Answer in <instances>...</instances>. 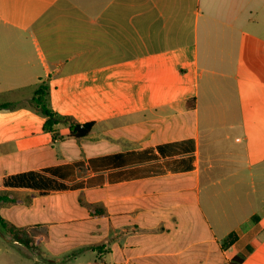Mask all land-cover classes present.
Instances as JSON below:
<instances>
[{
	"label": "crops",
	"instance_id": "1",
	"mask_svg": "<svg viewBox=\"0 0 264 264\" xmlns=\"http://www.w3.org/2000/svg\"><path fill=\"white\" fill-rule=\"evenodd\" d=\"M2 105L0 264H264V0H0Z\"/></svg>",
	"mask_w": 264,
	"mask_h": 264
},
{
	"label": "trees",
	"instance_id": "2",
	"mask_svg": "<svg viewBox=\"0 0 264 264\" xmlns=\"http://www.w3.org/2000/svg\"><path fill=\"white\" fill-rule=\"evenodd\" d=\"M50 88L46 84H42L37 90L36 94L32 99V104L37 111L43 114L46 117V122L44 125V130L46 132H55L56 127L61 122L71 121L70 118L61 117L57 113H55L50 106ZM189 109L194 110L195 108V100H191L187 103ZM6 106L2 105L0 108H5ZM94 123H86V124H71V136L77 139L87 137L93 130ZM33 196L24 197V198H16L11 195L0 193V202H13L18 205H28L31 204ZM0 225L6 229L11 237L18 241L19 243L34 248L39 245V241L32 238L25 228L9 226L4 222V220L0 217ZM236 241L235 236H231L228 240V244H232ZM243 261V257H239L235 260V264H239Z\"/></svg>",
	"mask_w": 264,
	"mask_h": 264
},
{
	"label": "rangeland",
	"instance_id": "3",
	"mask_svg": "<svg viewBox=\"0 0 264 264\" xmlns=\"http://www.w3.org/2000/svg\"><path fill=\"white\" fill-rule=\"evenodd\" d=\"M141 120V117L137 118V122ZM126 125V124H125ZM119 127V125H118ZM123 127V126H122ZM127 127V126H124ZM120 128L121 130L118 131V133L122 132L125 133L126 129ZM128 132H135V133H140L141 132V128L140 126L131 128ZM103 136V135H102ZM40 209V206L38 207ZM57 213H55V215L53 214V211H51L49 214H39L38 218H36V216H32L31 219L32 220H39V221H47L50 220L51 224H52V230H53V243L51 245L52 250H60V246L63 245V237H62V229L60 228V224H62L61 222V218H57L56 215L60 214V208L59 210L57 209ZM6 230V229H5Z\"/></svg>",
	"mask_w": 264,
	"mask_h": 264
}]
</instances>
